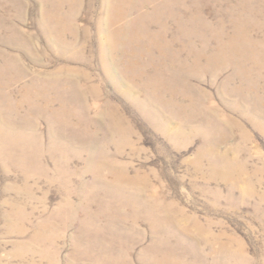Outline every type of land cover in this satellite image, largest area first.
Segmentation results:
<instances>
[{
	"label": "rangeland",
	"instance_id": "374dc122",
	"mask_svg": "<svg viewBox=\"0 0 264 264\" xmlns=\"http://www.w3.org/2000/svg\"><path fill=\"white\" fill-rule=\"evenodd\" d=\"M161 240L264 264V0H0V264Z\"/></svg>",
	"mask_w": 264,
	"mask_h": 264
},
{
	"label": "bare ground",
	"instance_id": "6f19581e",
	"mask_svg": "<svg viewBox=\"0 0 264 264\" xmlns=\"http://www.w3.org/2000/svg\"><path fill=\"white\" fill-rule=\"evenodd\" d=\"M115 14L111 13L110 14V21L111 25H113L114 21L118 18H121L124 15V10L121 9H116L115 8ZM121 250H119L120 252ZM177 251V252H176ZM115 253H118V250L116 252V249L111 247L108 248V256H109V261L113 262V264H119L120 261L117 258V262H115L114 259L116 257L114 256ZM152 253L154 257L152 258V264H181V262L175 257V254L179 253V250L174 248L168 240H161V249L159 248H153ZM88 259L93 260L94 258V253L93 251L89 250Z\"/></svg>",
	"mask_w": 264,
	"mask_h": 264
}]
</instances>
